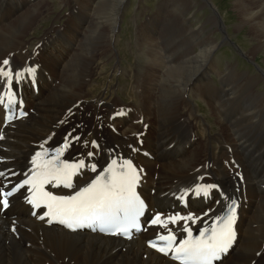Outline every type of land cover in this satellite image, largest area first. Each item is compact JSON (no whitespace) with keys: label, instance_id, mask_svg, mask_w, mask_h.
<instances>
[{"label":"bare ground","instance_id":"6f19581e","mask_svg":"<svg viewBox=\"0 0 264 264\" xmlns=\"http://www.w3.org/2000/svg\"><path fill=\"white\" fill-rule=\"evenodd\" d=\"M54 1L0 0V106L13 86L25 97L28 112L5 126L0 111V190L8 191L25 177L41 154L70 155L84 163L71 190L91 181L118 155L143 168L139 187L149 202L148 213L163 215L123 239L47 225L46 209L30 200L27 189L5 195L6 207L0 194V264H178L149 242L165 233L186 236L189 228L210 226L233 200L239 201L237 237L219 264H264V122H254L261 116L244 99L248 93L263 106L264 94L251 77L224 72L212 58L219 42L201 37L203 26L190 23L187 16L195 3L214 6L212 23L220 24L223 16L214 1L165 0L159 6L156 24L143 28L146 32L136 41L146 64L127 80L130 100L113 95L118 90L114 81L107 86L96 81L102 74L116 79L107 74L105 53L115 41L116 25L109 24L120 20L116 8L124 0H60L71 6L67 23L51 25L36 44L30 43L29 31L41 20L43 7ZM235 7L258 39L254 49H264V0L238 1ZM100 8L106 13L100 14ZM110 10H116L114 18ZM170 13L179 23V35L189 34L178 44L183 47L178 54L163 31L171 25ZM195 99L205 111L213 108L219 131L198 112ZM66 140L71 146L64 150ZM92 151L96 156L91 158Z\"/></svg>","mask_w":264,"mask_h":264},{"label":"rangeland","instance_id":"374dc122","mask_svg":"<svg viewBox=\"0 0 264 264\" xmlns=\"http://www.w3.org/2000/svg\"><path fill=\"white\" fill-rule=\"evenodd\" d=\"M164 1L165 0H124L118 8H116L117 11H121H119L120 20L115 24L114 19H112L109 24V26L112 27L116 25L114 31L115 41L112 43L113 48H110L111 52L107 51L105 53V56L107 57L105 61L109 63L107 74H110L109 77L112 75L116 76V79H108L106 75L103 74L96 79L101 86L105 84V86H107L108 83L114 81L113 86L118 88V90H115L113 95L119 94L123 99L130 100V89L128 87H131V85L130 83H127V80L130 79L133 70L141 69L146 64V56L142 55L140 50L136 48V41L138 40L140 33L146 32L143 28L156 24L158 8L164 3ZM213 1L220 14L223 16L220 23L221 25L219 23L213 25L212 23V16H215L214 6L210 4L203 6L199 4L195 6V3L193 4L191 12L187 16L190 19V23L193 24V27H197V25L203 26L205 32L201 37L205 35L210 36L217 43L219 42L215 47L216 49H214L215 52L212 58L220 65V68L223 69L224 72L227 71L226 73H228L234 70L237 74L243 75L247 79H250L251 77L254 82V88L261 94H264V49H254L257 38L252 36L249 23H241V17L238 15L239 11L235 7L236 2L244 0H211V2ZM48 5V7L45 6L42 9L43 13L41 20L28 33L27 38L30 43L36 44L38 38H40L44 32L50 29L53 25L60 26L67 23L68 19L66 18V13L69 12L70 5L61 3L60 0H55ZM81 7L83 6L81 5ZM95 8L99 9L97 4L94 9ZM89 10L93 11V8H89ZM169 10H171V8H169ZM115 12L116 10H110V13L113 15L112 18H114ZM99 13L103 14L106 13V11L104 8H100ZM169 16L172 18L171 13ZM168 21L171 22V25H169V29L164 28L163 31L167 30V41L171 43V46H173L174 49H176L173 53L175 52L178 54L183 50V47L180 48L178 44L182 41L183 37L188 36L189 34L186 32V35L183 34L181 37L178 30V28H180L179 23L176 25V21L173 18ZM3 26L4 25H0V29ZM160 31L161 30L157 31V41H161L159 35ZM19 45L20 44H17L16 47ZM252 49L254 50V53H252ZM109 58L111 60H109ZM19 62L20 61L16 62L11 67H17ZM98 65L101 66V63L98 62ZM116 68L118 69V72L114 71ZM122 69L124 71L121 72ZM254 73L255 75L252 76L251 74ZM117 74L119 75L120 83L116 81L118 78ZM213 79L217 84H220L216 75L213 76ZM242 80H244V78ZM249 96L250 94L248 93L244 94V99L249 101L248 103L255 105L256 112L261 116V119L258 121L253 119L254 122H264V105H257L259 102H256L252 95ZM200 99L204 101V98L200 97ZM200 99H195L198 109L200 106L198 112L204 114L208 121L212 122L211 124L214 132L219 131L220 127L217 122L218 116L213 112V108H209V114L214 116V118L206 115L209 111L204 110V106H202L204 104ZM213 120L216 122H213ZM214 127L218 130H215ZM256 135L258 134L256 133L254 137L259 138V136Z\"/></svg>","mask_w":264,"mask_h":264}]
</instances>
